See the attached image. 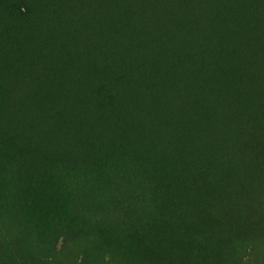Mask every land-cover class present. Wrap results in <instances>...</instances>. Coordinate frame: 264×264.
Wrapping results in <instances>:
<instances>
[{
	"label": "trees",
	"instance_id": "obj_1",
	"mask_svg": "<svg viewBox=\"0 0 264 264\" xmlns=\"http://www.w3.org/2000/svg\"><path fill=\"white\" fill-rule=\"evenodd\" d=\"M246 123L263 138L264 0H0V173L34 225L63 212L57 164L128 149L153 176L209 162L264 202Z\"/></svg>",
	"mask_w": 264,
	"mask_h": 264
},
{
	"label": "rangeland",
	"instance_id": "obj_2",
	"mask_svg": "<svg viewBox=\"0 0 264 264\" xmlns=\"http://www.w3.org/2000/svg\"><path fill=\"white\" fill-rule=\"evenodd\" d=\"M254 130L246 123L236 136V149L252 166L264 161V135L256 139ZM126 151L112 152L107 163L57 164L52 172L65 204L45 229L32 223L19 200L20 181L5 167L0 258L6 264H264V202L251 201L245 183L225 170L216 175L209 162L184 169L165 160L153 176V168Z\"/></svg>",
	"mask_w": 264,
	"mask_h": 264
}]
</instances>
